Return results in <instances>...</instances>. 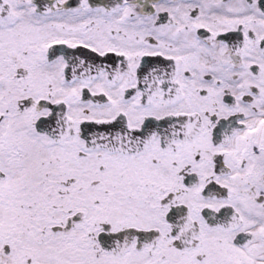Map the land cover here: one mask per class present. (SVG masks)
<instances>
[{
    "label": "snow or ice",
    "instance_id": "snow-or-ice-1",
    "mask_svg": "<svg viewBox=\"0 0 264 264\" xmlns=\"http://www.w3.org/2000/svg\"><path fill=\"white\" fill-rule=\"evenodd\" d=\"M0 264H264V0H0Z\"/></svg>",
    "mask_w": 264,
    "mask_h": 264
}]
</instances>
